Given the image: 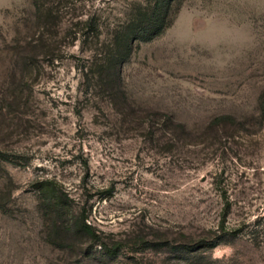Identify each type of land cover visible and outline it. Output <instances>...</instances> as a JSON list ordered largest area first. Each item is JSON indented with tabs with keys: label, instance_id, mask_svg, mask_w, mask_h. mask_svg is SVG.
<instances>
[{
	"label": "rangeland",
	"instance_id": "obj_1",
	"mask_svg": "<svg viewBox=\"0 0 264 264\" xmlns=\"http://www.w3.org/2000/svg\"><path fill=\"white\" fill-rule=\"evenodd\" d=\"M39 1L0 0V264H264V0H180L120 85L98 63L146 0ZM45 180L121 254L47 243Z\"/></svg>",
	"mask_w": 264,
	"mask_h": 264
},
{
	"label": "trees",
	"instance_id": "obj_2",
	"mask_svg": "<svg viewBox=\"0 0 264 264\" xmlns=\"http://www.w3.org/2000/svg\"><path fill=\"white\" fill-rule=\"evenodd\" d=\"M35 2L38 6L39 3H44L39 0H35ZM179 2L180 0H146L144 3L135 4L130 16L121 21L114 30L110 41L111 47L106 49L100 58L98 69L100 71L109 69L112 77L120 85L121 65L132 53L134 44L137 41H150L161 34L172 23ZM46 10L41 16L44 18V24L50 19L57 18V16H53V10L50 7H46ZM94 20V18L86 20L85 24L89 29L95 30L97 24ZM31 47L33 46L31 45ZM221 120H232V117L225 115L216 118V121ZM38 192L40 205L44 207L48 216L44 222V235L47 243L53 244L57 248L77 247L83 251L82 255L85 258L104 256L108 259H115L121 254L124 249L122 242L103 235L94 228L87 220V210L83 206L74 210L68 195L55 182L42 181L38 185ZM166 242L168 241L166 240ZM166 242L164 243L167 244ZM142 243L144 245L150 243L151 247L162 245V242L155 240H144ZM217 243L213 240L190 241L175 246V249L191 252L200 248H212Z\"/></svg>",
	"mask_w": 264,
	"mask_h": 264
}]
</instances>
